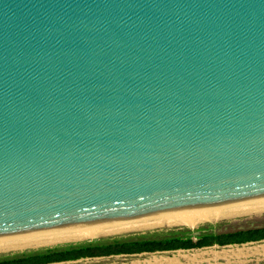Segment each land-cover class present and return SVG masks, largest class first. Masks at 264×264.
Listing matches in <instances>:
<instances>
[{
	"label": "water",
	"instance_id": "obj_1",
	"mask_svg": "<svg viewBox=\"0 0 264 264\" xmlns=\"http://www.w3.org/2000/svg\"><path fill=\"white\" fill-rule=\"evenodd\" d=\"M264 206V0H0V244Z\"/></svg>",
	"mask_w": 264,
	"mask_h": 264
},
{
	"label": "trees",
	"instance_id": "obj_2",
	"mask_svg": "<svg viewBox=\"0 0 264 264\" xmlns=\"http://www.w3.org/2000/svg\"><path fill=\"white\" fill-rule=\"evenodd\" d=\"M192 239L196 241L193 242ZM264 240V227L236 231L201 233L193 238L191 231H168L161 235L89 242L66 248L46 249L0 259V264H55L84 258L133 255L179 249L246 244Z\"/></svg>",
	"mask_w": 264,
	"mask_h": 264
},
{
	"label": "crops",
	"instance_id": "obj_3",
	"mask_svg": "<svg viewBox=\"0 0 264 264\" xmlns=\"http://www.w3.org/2000/svg\"><path fill=\"white\" fill-rule=\"evenodd\" d=\"M195 242V239H192ZM264 240L133 255L84 258L72 264H264ZM257 245V246H254ZM55 263V264H61Z\"/></svg>",
	"mask_w": 264,
	"mask_h": 264
},
{
	"label": "bare ground",
	"instance_id": "obj_4",
	"mask_svg": "<svg viewBox=\"0 0 264 264\" xmlns=\"http://www.w3.org/2000/svg\"><path fill=\"white\" fill-rule=\"evenodd\" d=\"M264 212V206L243 208L237 210L195 215L189 217L140 223L134 225L92 230L86 232L44 237L38 239L10 242L0 244V252H7L11 250H21L30 247H38L42 245H51L62 242H71V241H81V240H90L103 236H112L119 235L123 233L133 232V231H142L149 229H157L163 227H186V228H195L198 225L205 223H213L219 220H227L236 217H241L245 215H250L254 213Z\"/></svg>",
	"mask_w": 264,
	"mask_h": 264
},
{
	"label": "rangeland",
	"instance_id": "obj_5",
	"mask_svg": "<svg viewBox=\"0 0 264 264\" xmlns=\"http://www.w3.org/2000/svg\"><path fill=\"white\" fill-rule=\"evenodd\" d=\"M264 227V212L254 213L250 215H245L241 217H236L227 220H219L213 223H205L196 226L195 228H186V227H163L157 229H149V230H142V231H133L128 233H123L119 235H112V236H103L98 237L95 239L90 240H81V241H71V242H62L57 244L51 245H42L38 247H30L21 250H11L7 252H0V259L5 257H12L21 254H28L34 252H40L46 249H54V248H66L69 246L81 245L86 244L89 242H96V241H107L113 239H126V238H136L138 236H145V235H161L165 234L168 231H191L193 233V238L201 233L205 232H212V233H222V232H229V231H236L240 229H249V228H262ZM260 245H264L260 244ZM257 246V245H254ZM61 264H72V263H61Z\"/></svg>",
	"mask_w": 264,
	"mask_h": 264
}]
</instances>
